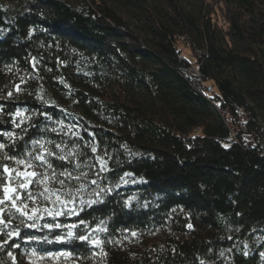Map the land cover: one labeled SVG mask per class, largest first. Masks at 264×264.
Wrapping results in <instances>:
<instances>
[{
    "label": "trees",
    "instance_id": "obj_1",
    "mask_svg": "<svg viewBox=\"0 0 264 264\" xmlns=\"http://www.w3.org/2000/svg\"><path fill=\"white\" fill-rule=\"evenodd\" d=\"M0 144V264H264V0H0Z\"/></svg>",
    "mask_w": 264,
    "mask_h": 264
},
{
    "label": "snow or ice",
    "instance_id": "obj_2",
    "mask_svg": "<svg viewBox=\"0 0 264 264\" xmlns=\"http://www.w3.org/2000/svg\"><path fill=\"white\" fill-rule=\"evenodd\" d=\"M17 115H19V113H17ZM8 135L11 136L12 134L11 133H8ZM3 147H4V145L3 144H0V148H3ZM47 155H53V153L48 152ZM36 159H39L43 163H47V161L45 160L44 156H38V157H36ZM61 159H63V157H61ZM18 163H24V162L23 161H18ZM31 166L32 165H30V164L28 165V167H31ZM49 167H51V165H49ZM4 171L6 173H9V175H11V170L7 166H5ZM20 175H24L25 176V181H22L19 186L21 188H25L26 189L28 187V185L31 184L32 178L33 177H36V176H38L40 174H38V173H36V172L33 171V172H30V173H22ZM67 175L69 177H71V173H67ZM77 179H78V177H77ZM60 183L63 184V181H60ZM93 183H95V181H93ZM3 192L5 194V199L4 200H0V204H3L5 202V200H12L13 197L15 195H17L16 189L13 188V187H9V186H5L3 188ZM29 195H31V194L29 193ZM52 195H54L56 197V199L53 201V203L59 202V203H61L63 205V204H66L68 202H74V201H64V200H61L60 199V196L56 192H53ZM68 195L71 196V193L69 192ZM24 214L27 215L26 212ZM49 215H52V213L49 212ZM55 215H60V212L57 211L55 213ZM29 218H31V217H29ZM47 227H52V226L51 225H47ZM57 227H59V225H57ZM57 239H60V238L58 237ZM79 239L82 240V241H88L89 238L87 236H85V235H81V236H79ZM92 243L95 244V243H98V242L92 241Z\"/></svg>",
    "mask_w": 264,
    "mask_h": 264
},
{
    "label": "rangeland",
    "instance_id": "obj_3",
    "mask_svg": "<svg viewBox=\"0 0 264 264\" xmlns=\"http://www.w3.org/2000/svg\"><path fill=\"white\" fill-rule=\"evenodd\" d=\"M187 47V45H185ZM183 52L185 54V56L187 57H191V52L190 50L187 48H185L184 46L182 47ZM236 144H240V146H242L240 149L236 148V151L234 153H232V155H228L225 156L224 153L221 151L220 147L222 148V150L224 152H229L231 151L233 148L232 146L229 145H225V144H209L208 147L206 148V150H208V152L211 154L212 159L211 161L216 162V163H223V164H227V165H234V164H238V163H243L244 159H245V147L242 145L241 140H237ZM235 144V145H236Z\"/></svg>",
    "mask_w": 264,
    "mask_h": 264
}]
</instances>
